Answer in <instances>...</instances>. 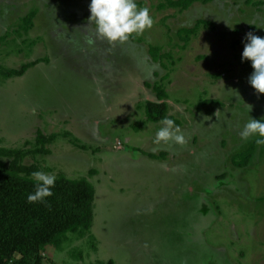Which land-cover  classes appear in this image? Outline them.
<instances>
[{"label": "rangeland", "instance_id": "1", "mask_svg": "<svg viewBox=\"0 0 264 264\" xmlns=\"http://www.w3.org/2000/svg\"><path fill=\"white\" fill-rule=\"evenodd\" d=\"M90 3L0 0V67L49 66L0 79V148H25L37 131L59 135L50 155L24 164L96 190L94 239L69 235L44 264H264V146L246 168L232 163L258 138L241 140L244 125L264 120V94L242 62L246 35L264 37V0H200L185 12L137 0L154 26L115 45L96 39ZM30 12L33 27L20 37ZM198 21L209 25L183 47L178 30ZM150 46L171 53L166 70L150 61ZM167 74L168 115L184 146L154 144L162 125L146 119L152 87Z\"/></svg>", "mask_w": 264, "mask_h": 264}, {"label": "trees", "instance_id": "2", "mask_svg": "<svg viewBox=\"0 0 264 264\" xmlns=\"http://www.w3.org/2000/svg\"><path fill=\"white\" fill-rule=\"evenodd\" d=\"M208 3V0H203ZM200 0H164L159 8L187 11ZM35 12H30L22 19L17 31L27 34L33 27ZM201 24L198 21L193 28L180 29L177 37L183 47L195 36ZM21 37V35H20ZM134 41V39H132ZM6 42V37H0V43ZM148 54L154 63H159L162 69H167L165 61L172 59L171 53H164L161 47L150 46ZM40 61L27 63L19 69L0 67V79L11 80L21 78ZM169 74L162 77L152 87L156 102L145 103V114L148 122L160 123L164 118L172 119L177 126L180 122L168 115L166 100L168 94L164 82ZM264 96V95H263ZM208 104H216L208 101ZM218 104V103H217ZM65 134L64 137H68ZM57 136L46 137L37 131L33 142H26L25 148H0V264H44V254L47 249L60 250L69 235L85 237L91 233L94 213L95 187L86 178L72 180L66 176H59L52 189L54 195L47 198L46 203L27 202V196L35 191V181L31 174L39 171V165L27 166L24 161L33 157L48 156V146L52 145ZM256 139L249 142L248 148L232 157L236 168H246L253 159L256 151L264 146L258 145ZM75 147L85 150L74 141ZM29 147V148H28ZM149 158L158 160L160 156L146 154ZM9 161L6 165L4 161ZM111 264V263H110Z\"/></svg>", "mask_w": 264, "mask_h": 264}, {"label": "clouds", "instance_id": "3", "mask_svg": "<svg viewBox=\"0 0 264 264\" xmlns=\"http://www.w3.org/2000/svg\"><path fill=\"white\" fill-rule=\"evenodd\" d=\"M89 23L94 26L96 39L106 40L110 45L123 44L133 35H141L154 26V18L147 7H138L137 0H91ZM242 62H251L253 69L249 83L259 94H264V37L248 33L245 37ZM95 40L89 39L93 45ZM154 144H176L184 146L188 140L182 129L172 119L160 121ZM258 137L256 143L264 145V120L249 119L240 132L241 140L247 142ZM35 181V191L27 196V202L46 203L54 195L56 175L44 171L31 174Z\"/></svg>", "mask_w": 264, "mask_h": 264}, {"label": "crops", "instance_id": "4", "mask_svg": "<svg viewBox=\"0 0 264 264\" xmlns=\"http://www.w3.org/2000/svg\"><path fill=\"white\" fill-rule=\"evenodd\" d=\"M130 39V38H129ZM131 41V40H130ZM131 43V42H130ZM134 45H136V44H134ZM139 46V45H138ZM51 55H52V51H51V53H50ZM52 57H53V55H52ZM52 57H49L48 58V60H51V62L53 63L54 61L53 60H55V58H56V56H54L53 58ZM150 61L152 62V60H151V58H150ZM34 62H37V61H34ZM34 62H30V63H34ZM55 63V62H54ZM154 63V62H153ZM48 64H46V65H42V63H39V64H36L35 66H40V67H43V68H48L49 66H47ZM51 65V64H50ZM34 66V67H35ZM50 67H53V65H51ZM33 68V67H32ZM31 69V68H30ZM51 136V135H50ZM59 135H57V138H59L58 137ZM62 136V135H61ZM28 142H30V141H28ZM7 149H9V148H7ZM12 149V148H11ZM13 149H15V148H13ZM154 160V159H153ZM155 161V160H154ZM96 191V190H95Z\"/></svg>", "mask_w": 264, "mask_h": 264}]
</instances>
